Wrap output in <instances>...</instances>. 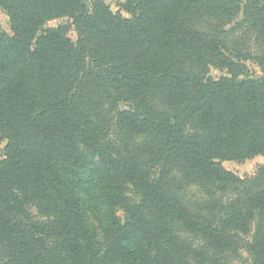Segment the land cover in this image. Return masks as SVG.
Returning a JSON list of instances; mask_svg holds the SVG:
<instances>
[{"label":"trees","instance_id":"obj_1","mask_svg":"<svg viewBox=\"0 0 264 264\" xmlns=\"http://www.w3.org/2000/svg\"><path fill=\"white\" fill-rule=\"evenodd\" d=\"M0 7V264H264V0Z\"/></svg>","mask_w":264,"mask_h":264},{"label":"rangeland","instance_id":"obj_2","mask_svg":"<svg viewBox=\"0 0 264 264\" xmlns=\"http://www.w3.org/2000/svg\"><path fill=\"white\" fill-rule=\"evenodd\" d=\"M88 2V5L91 6V0H86ZM114 12H121L125 17H129V14L124 11L123 9V3L126 0H104ZM0 22L3 27V29L9 33H12L11 31V25H10V18L7 12L0 7ZM59 25H68L69 26V33L71 39L74 41L77 39V32L75 28L72 25V20L67 17L62 18H55L51 19L47 22L46 26H52L57 27ZM256 50V46L254 47V51ZM248 75L254 76V77H260L262 76V71L259 65L253 61L248 60L246 62ZM210 75L214 77L215 79L220 78L223 75H228L227 69H221L217 67H211ZM121 107L125 108L127 107L125 104L121 103ZM7 144V140L4 139L0 135V160L5 157V147ZM223 166L228 169L229 171H232L233 173L237 174L240 177H251L254 176L258 169L264 165V155H256L252 158L243 160V161H236V160H224L222 161ZM184 196L187 198H196V196L200 197L202 196L201 192L195 187L192 189L187 190L186 192H183ZM90 222L95 223L92 216L90 217ZM255 225H253L252 231L249 234L243 235V237L246 240H251V237L253 235ZM235 264H251L250 256L248 251L243 248L240 250V254L236 255L234 258Z\"/></svg>","mask_w":264,"mask_h":264}]
</instances>
